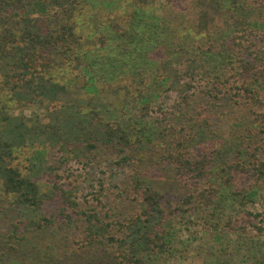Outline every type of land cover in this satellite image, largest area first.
<instances>
[{
    "label": "trees",
    "instance_id": "trees-1",
    "mask_svg": "<svg viewBox=\"0 0 264 264\" xmlns=\"http://www.w3.org/2000/svg\"><path fill=\"white\" fill-rule=\"evenodd\" d=\"M101 8L0 0V264H264V0Z\"/></svg>",
    "mask_w": 264,
    "mask_h": 264
},
{
    "label": "rangeland",
    "instance_id": "rangeland-1",
    "mask_svg": "<svg viewBox=\"0 0 264 264\" xmlns=\"http://www.w3.org/2000/svg\"><path fill=\"white\" fill-rule=\"evenodd\" d=\"M117 1L119 0H97L98 8L103 7L101 9H103L104 14L100 13L101 18H107V13H105V11H108L107 7L112 4L115 5V2ZM164 5H165L164 2L157 1L156 4L154 5L155 6L154 10L158 14H160V10L165 9ZM109 55L115 59L117 57L119 58L123 54H122V51L118 52L115 49V51L109 52ZM115 75L117 77H115L116 80L114 81L115 83L114 86L105 85L104 87H102V89H100V95H99L101 99L100 102L102 103V106L109 108V109H120L124 104L127 103L128 98H130V97H127V93H130L131 96L133 94L132 87L128 85L129 82H127L126 80H122V78L120 77L121 75L118 72L111 75L113 79ZM106 80L109 81V78H106ZM87 96L88 97L86 98L82 96V101L80 102V104L77 105L81 114L87 113V111L90 110V106L94 104V101L92 99L93 95L89 94ZM77 103H79V101ZM51 110L53 111L54 108L50 107L48 103H43L41 106L39 105V103H36L34 105L28 106V108H23L20 110L13 111V116L21 115L26 120H31L37 117L41 123L48 124L50 122V119L49 117L46 116V113L48 111L50 112ZM28 123L29 125H32L33 121L32 122L28 121ZM54 149H57V148L51 145L43 146L42 144H40V142H36L34 144L31 139H28L27 148H24V152L20 155L17 162L18 164H20V168L25 170L29 166L30 160L33 159L31 156H34L37 152H41V151L50 154L51 152H53ZM54 167L55 169H58L59 166L55 165ZM8 203H10L9 198H7L4 195V193L2 192L0 188V210L1 212H2V209L6 207ZM12 216H14V213L12 211H5L3 209V212L0 214V230L1 231L5 230L4 226L9 223V221L12 219Z\"/></svg>",
    "mask_w": 264,
    "mask_h": 264
}]
</instances>
